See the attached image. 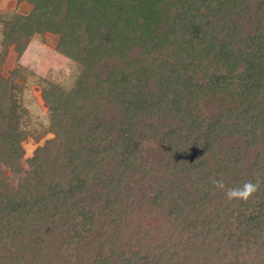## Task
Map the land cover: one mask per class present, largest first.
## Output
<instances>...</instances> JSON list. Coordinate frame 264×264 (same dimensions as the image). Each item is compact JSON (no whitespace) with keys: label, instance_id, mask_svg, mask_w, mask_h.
I'll return each mask as SVG.
<instances>
[{"label":"trees","instance_id":"16d2710c","mask_svg":"<svg viewBox=\"0 0 264 264\" xmlns=\"http://www.w3.org/2000/svg\"><path fill=\"white\" fill-rule=\"evenodd\" d=\"M24 1L1 30L0 264H264V0ZM45 33L82 70L41 89L37 132L1 70Z\"/></svg>","mask_w":264,"mask_h":264},{"label":"rangeland","instance_id":"374dc122","mask_svg":"<svg viewBox=\"0 0 264 264\" xmlns=\"http://www.w3.org/2000/svg\"><path fill=\"white\" fill-rule=\"evenodd\" d=\"M30 9L31 5L24 0H0V51L3 50L1 46L3 22L10 20L15 13L27 14ZM56 42L57 35L36 34L26 42L20 54L14 51L12 45L6 47L3 54L2 74L8 76L13 69H17L21 74L17 80L22 85L23 105L28 111L27 128L31 131L41 132L49 125L48 110L43 104L41 89L55 84L69 90L82 70L78 63L56 50ZM51 136L50 133H46L39 141L28 137L22 143L24 156L21 169L12 171L3 168L12 186H17L19 179L25 175L28 169L26 159L38 145H42L44 140Z\"/></svg>","mask_w":264,"mask_h":264},{"label":"clouds","instance_id":"9594fccd","mask_svg":"<svg viewBox=\"0 0 264 264\" xmlns=\"http://www.w3.org/2000/svg\"><path fill=\"white\" fill-rule=\"evenodd\" d=\"M211 184L216 190L222 191L227 200L247 201L252 198L260 188V184L253 180L245 181L242 185L227 187L225 181L221 179L210 178Z\"/></svg>","mask_w":264,"mask_h":264}]
</instances>
